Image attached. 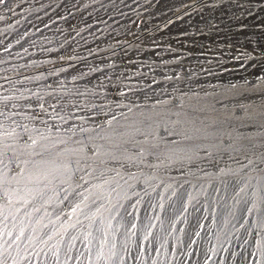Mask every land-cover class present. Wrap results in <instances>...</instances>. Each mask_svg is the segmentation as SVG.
Wrapping results in <instances>:
<instances>
[{
  "label": "rangeland",
  "instance_id": "rangeland-1",
  "mask_svg": "<svg viewBox=\"0 0 264 264\" xmlns=\"http://www.w3.org/2000/svg\"><path fill=\"white\" fill-rule=\"evenodd\" d=\"M150 1V11L143 15L142 25L133 24L131 28V24L123 22L117 27L119 37L110 30L96 48L88 49L89 56L100 57L97 63L111 61L114 84L129 90L119 101L131 105L121 109L118 120L100 131L105 132L104 136L100 134L101 161L87 166L91 154L82 149L87 169L70 171V176L81 173L80 180L90 184L78 189L79 185H74L75 194H70L71 201L77 204L75 218L79 213L80 222L65 223L59 233L73 235L62 239L64 245L57 241L59 252L55 253L25 252V247L19 253L0 252V264H207L214 253L218 263L222 260V251L215 252V247L211 250L207 246L204 218L197 216L205 208L197 210L192 203L201 204L200 199L209 194L220 196L223 185H241L243 176L253 179V171L264 161V154L259 152L264 132L254 128L264 124L260 118L264 113V75L258 74L252 80L249 73L241 72L247 65L253 68L252 63L264 50V31L255 35L251 29L255 24L264 28V0ZM135 18L136 15L121 14L118 22ZM260 61L264 64V58ZM86 84L94 85L93 76L86 78ZM213 99L223 101L227 110L221 104L215 105L218 112L208 109ZM237 105L248 107L252 118L246 119L239 131L251 140L235 139L234 132L229 136L227 124H213L237 113L243 116ZM125 109H130L129 113ZM149 126L159 128L160 134L145 141L141 133L150 131ZM165 128L173 134L164 132ZM177 131L182 134L176 135ZM149 144L157 147L144 151ZM242 163L249 169H243ZM193 236H199L201 251L191 247ZM24 238L28 237L23 235L20 240ZM10 240L0 236V250ZM20 240H14V246L20 245ZM68 240L70 244H66ZM191 253L192 257L187 256Z\"/></svg>",
  "mask_w": 264,
  "mask_h": 264
},
{
  "label": "built area",
  "instance_id": "built-area-1",
  "mask_svg": "<svg viewBox=\"0 0 264 264\" xmlns=\"http://www.w3.org/2000/svg\"><path fill=\"white\" fill-rule=\"evenodd\" d=\"M150 7V0H5L0 4V119L4 120L0 122V224L11 239L1 253H19L22 247L25 252L55 253L57 241L72 236L59 232L65 223L80 222L79 213L75 218L76 202L70 200L43 222V216L33 220V214L20 212L19 205L39 184L53 188L48 199L53 204L59 194L55 188L63 185V191L73 183L68 181L70 169H87L82 149L91 154L89 166L99 162L101 145L95 143L99 129L89 130L106 124L101 120L104 110L130 106L119 101L129 90L114 84L111 61L97 63L100 57L89 56L88 49L110 30L119 37L117 27L123 22L131 28L142 25ZM121 14L136 15L135 21L118 22ZM261 55L252 69L242 68L252 80L264 75ZM91 76L94 85L86 84ZM92 109L98 111L87 112ZM47 165L52 166L51 180L37 181L32 175ZM82 177L73 175L72 181ZM70 189L76 191L74 186ZM6 220H15L14 231ZM23 235L28 238L20 240ZM14 240L22 242L14 246Z\"/></svg>",
  "mask_w": 264,
  "mask_h": 264
},
{
  "label": "bare ground",
  "instance_id": "bare-ground-1",
  "mask_svg": "<svg viewBox=\"0 0 264 264\" xmlns=\"http://www.w3.org/2000/svg\"><path fill=\"white\" fill-rule=\"evenodd\" d=\"M197 1V0H196ZM263 2V1H262ZM262 2H259L260 4ZM212 3V2H211ZM242 3V2H241ZM216 4V3H214ZM229 4V3H228ZM248 4V3H247ZM257 5V4H256ZM244 6V5H243ZM264 6V5H263ZM199 8V7H198ZM237 8V7H236ZM252 8V7H251ZM253 8L255 9L256 7L253 6ZM264 7H262L263 10ZM257 9V8H256ZM240 11V10H239ZM244 12V11H243ZM252 12V10H251ZM261 13V12H260ZM239 14V13H238ZM181 15V14H180ZM225 16V15H224ZM176 17V16H175ZM246 17V16H245ZM256 17V16H255ZM254 16H250V19H253ZM231 19V18H230ZM257 19V18H256ZM260 19V18H259ZM250 21V20H247ZM246 22V21H245ZM231 23V22H230ZM236 23V22H235ZM251 23V22H249ZM257 23H261V22H257ZM241 24V22H240ZM243 24V22H242ZM239 25V24H238ZM256 25V24H255ZM252 26L251 29L254 30L255 35H262L264 28H262V26ZM259 25V24H258ZM149 26V24H148ZM234 26V25H233ZM242 26V25H240ZM247 26V24H246ZM238 27V26H237ZM236 27V28H237ZM149 28V27H148ZM250 29V28H249ZM228 30V29H227ZM242 30V29H241ZM151 31V30H150ZM154 31V29H153ZM202 35V34H201ZM236 35V34H235ZM141 37V36H140ZM144 37V36H143ZM151 37V36H150ZM226 37V36H224ZM231 37V36H230ZM135 38V37H134ZM145 38V37H144ZM199 38V37H198ZM201 38V37H200ZM227 38V37H226ZM138 43V42H137ZM217 43V42H216ZM228 43V42H227ZM136 44V41H135ZM143 45V44H142ZM141 45V46H142ZM211 46V45H210ZM215 46V45H214ZM123 47V46H121ZM125 47V46H124ZM122 49V48H120ZM137 50V49H136ZM213 50V49H212ZM215 50V49H214ZM228 50V49H227ZM128 51V50H127ZM230 51V50H229ZM228 51V52H229ZM227 52V51H226ZM225 52V53H226ZM231 52V51H230ZM229 52V53H230ZM118 53V52H117ZM123 53V52H121ZM139 53V52H138ZM142 53V52H141ZM211 53V52H210ZM262 55L260 56L261 58H264V50L263 52H261ZM112 54V53H111ZM124 54V53H123ZM136 54V53H135ZM134 54V55H135ZM245 57V56H243ZM242 57V58H243ZM134 60V57H132ZM141 58V57H140ZM260 58V60H261ZM136 59V58H135ZM125 60V59H124ZM127 60V59H126ZM131 60V59H129ZM143 60V59H140ZM149 61V60H148ZM245 61V59L243 60ZM136 62V61H135ZM142 62V61H141ZM147 62V61H146ZM134 63V62H133ZM254 63V62H253ZM252 63V64H253ZM128 64V63H127ZM135 64V63H134ZM142 66L144 65L143 62L141 64ZM243 66V65H242ZM264 67V64H260L259 67L261 68ZM129 67V66H128ZM138 67V66H137ZM146 67V66H145ZM214 67V66H213ZM250 67V65H249ZM127 68V67H126ZM123 69V68H122ZM128 70V69H127ZM126 70V71H127ZM131 70V69H130ZM122 71V70H121ZM120 72V71H119ZM124 72V70H123ZM128 72V71H127ZM135 72V71H134ZM264 72V69H263ZM215 73V72H214ZM213 73V74H214ZM116 75V74H115ZM120 75V74H119ZM144 75V73H143ZM121 76V75H120ZM260 76V74H259ZM122 77V76H121ZM127 77V75L125 76ZM257 77V76H256ZM262 77V76H261ZM120 80V79H118ZM133 80V79H132ZM247 80V78H246ZM123 81H127L125 79H123ZM122 81V82H123ZM134 81V80H133ZM140 81V80H139ZM250 81V80H249ZM257 81V80H256ZM255 81V82H256ZM120 82V81H119ZM121 82V83H122ZM247 82V81H245ZM127 83V82H126ZM253 83V82H252ZM124 84V83H123ZM134 84V83H133ZM132 84V85H133ZM254 84V83H253ZM120 86V84H119ZM122 86V84H121ZM125 86V85H124ZM131 86V85H130ZM127 87V86H126ZM138 88V87H137ZM132 93V92H131ZM147 94V93H146ZM149 96V95H148ZM137 97V96H135ZM141 97V96H140ZM5 99V98H3ZM129 99V98H128ZM141 99V98H139ZM146 99V98H145ZM141 101V100H139ZM146 101V100H145ZM126 102V100L124 101ZM150 102V101H149ZM123 103V102H121ZM130 103V102H129ZM140 103V102H138ZM144 103V101H143ZM134 104V103H133ZM131 105V104H130ZM256 105V104H255ZM133 106V105H132ZM131 106V107H132ZM262 106V105H260ZM129 106H126L124 108H128ZM255 107V106H254ZM121 109L123 108H119V109H114L112 110V112L109 111H103L106 113V116L103 117L101 120L106 123L104 126H102L101 128H96V129H90L89 132L94 131V130H98V136L96 137V146H100L102 144V138L100 136V134L104 133L100 132L102 131L105 127L110 126V122L113 121H117L118 117H120L122 115V113H120ZM98 111L97 109H92L90 111H87L88 113H91L93 111ZM130 109H125L124 112L129 113ZM259 111V110H258ZM262 111V110H261ZM114 115V117L112 116ZM257 115V114H256ZM9 116V115H8ZM108 117H110L108 119ZM14 118V117H13ZM12 118V119H13ZM260 119V118H257ZM14 120V119H13ZM256 120V119H255ZM254 120V121H255ZM4 121L3 119H0V122ZM250 123V122H249ZM260 122L256 123L259 124ZM17 124V123H16ZM263 124V122H262ZM255 130L259 133L264 132V129H262L259 125L254 126ZM119 127L117 126L115 128L116 132L119 131L118 130ZM249 130V129H248ZM260 130V131H259ZM96 133V134H97ZM250 133V132H249ZM264 134V133H263ZM262 134V136H263ZM59 135V134H58ZM253 136V135H252ZM251 137V136H250ZM252 138V137H251ZM250 138V140H251ZM254 138V137H253ZM104 139V138H103ZM163 140V139H162ZM253 140V139H252ZM257 140V139H256ZM264 142V140H262ZM257 144V143H256ZM240 146V145H239ZM255 146V145H254ZM257 146V145H256ZM241 148V147H240ZM257 148V147H256ZM259 148L261 149V151L259 150L260 153H262V155L264 154V144H261L259 146ZM245 150V149H244ZM254 151V150H253ZM245 152V151H244ZM255 152V151H254ZM249 154H251L250 152H247ZM253 155V154H252ZM259 155V154H258ZM255 156V155H254ZM260 156V155H259ZM100 157V156H99ZM249 157V156H248ZM248 157L246 159H248ZM257 157V156H256ZM90 158V157H88ZM245 158V157H244ZM262 158V157H260ZM237 159V158H236ZM245 159V160H246ZM264 159V158H263ZM244 160V159H243ZM262 160V159H260ZM101 161V160H98ZM247 161V160H246ZM248 162V161H247ZM257 163V161H256ZM234 164V163H233ZM240 164V163H239ZM235 165H237L235 163ZM245 165L247 164H243L242 163V168H248L249 167H245ZM89 166V164L87 165ZM51 168L52 166H46L44 169L37 171L35 174L36 175H32L34 177H36L37 181H41V180H47L50 181L51 180ZM253 168V167H252ZM242 169V170H243ZM247 169V170H248ZM255 170V168H253ZM71 170V169H70ZM247 170H243L244 172ZM69 171V170H68ZM50 172V173H48ZM67 172V171H66ZM65 172V173H66ZM242 172V173H244ZM254 173H256L254 175L253 179H247L246 177H242L241 178V185H223L222 190L220 191L221 195L218 197L217 196H209L206 199H200L201 204H199V201H196V203H192L195 204L193 206H195V208H197V210L202 208H205V211L202 212L203 214L200 215V213L197 214L199 219L204 218V227H206L205 230H207L208 232V239H207V246L209 245V247L214 248L215 252L218 251H222L223 255H222V260L218 263L219 258L216 259V254L214 253V255L212 254V258L208 261L207 264H264V161L261 162L258 165V168L256 169V172L253 171ZM64 173V172H63ZM249 174V173H248ZM246 174V175H248ZM245 175V174H244ZM253 176V175H251ZM75 177V176H74ZM249 177V176H248ZM85 179V178H83ZM73 180V175L70 176V171L68 173V181L73 182L70 183V185L62 191L63 185H60L59 189L55 188V192H58L59 194H57L55 196V200L53 204H49L48 199L50 198L49 195L53 192V188L48 190L46 189L47 185H35L34 189L32 192L28 193V195H26V197L22 200V202L25 203H21L19 205L20 208V212H22L24 210V212H28L29 216H32L33 214V220H36L37 217L43 216V220H47L52 214H54L56 212V214H58L59 212H61V210L63 209V206L68 204L71 200L72 195L70 194H75V192L71 191V187H73L74 185H79L78 187H80V185H90L89 183L85 182V180ZM96 182V181H95ZM263 182V184H262ZM73 184V185H72ZM146 186V185H145ZM204 186V185H203ZM202 186V188H203ZM207 186V185H206ZM84 187V186H83ZM195 187V186H194ZM192 187V188H194ZM210 187V186H209ZM88 188V187H87ZM145 188V187H144ZM205 188V187H204ZM218 187H215V189ZM86 190V188H84ZM83 189V190H84ZM146 189V188H145ZM220 189V188H219ZM201 190V189H199ZM203 190V189H202ZM214 190V189H213ZM218 191V190H217ZM54 192V193H55ZM70 192V193H69ZM196 192V191H195ZM204 192V191H203ZM35 193V194H33ZM38 193V194H36ZM200 194H202V192H199ZM207 193V192H206ZM212 193V192H211ZM214 193V192H213ZM23 194V192H22ZM218 194V193H217ZM194 195H196V193H194ZM206 195V194H205ZM146 196V195H145ZM198 196V195H197ZM200 196V195H199ZM198 196V197H199ZM30 197V198H29ZM195 197V196H194ZM192 198V197H191ZM197 198V197H196ZM202 198V197H201ZM199 199V198H197ZM193 201V200H192ZM27 202V203H26ZM191 204V203H190ZM24 206V207H23ZM71 206V204H70ZM69 206V207H70ZM119 206V205H118ZM118 208V207H117ZM147 209V208H146ZM193 209V208H192ZM201 209V210H202ZM189 210V209H188ZM196 210V209H195ZM190 211V210H189ZM194 212V211H193ZM126 216V215H125ZM200 216V217H199ZM194 217V216H193ZM126 218V217H125ZM185 218V217H184ZM96 219V218H95ZM182 219V218H181ZM190 219V218H189ZM91 220V219H90ZM187 220V219H186ZM198 220V219H197ZM127 221V220H126ZM182 221V220H181ZM185 221V220H184ZM6 222L9 225V229H12V224L15 222V220H6ZM121 222V221H120ZM198 223V222H197ZM202 223V222H201ZM23 224V223H22ZM131 224V223H130ZM184 224V223H183ZM182 224V225H183ZM190 224V223H189ZM63 226V225H62ZM129 226V225H128ZM90 228V227H89ZM185 228V226H184ZM2 224H0V236H5V237H9L8 234H6L5 232H3L2 230ZM198 229V227H197ZM183 230V229H182ZM196 230V228L194 229ZM202 230V228H201ZM14 231V230H13ZM200 231V230H199ZM79 232V231H78ZM123 232V231H122ZM184 232V231H183ZM182 232V233H183ZM190 233V232H189ZM15 234V233H14ZM181 234V233H180ZM192 234V232H191ZM195 234V233H194ZM198 234V233H197ZM73 235V234H72ZM182 235V234H181ZM183 236V235H182ZM187 236V235H186ZM197 236V235H196ZM200 236V235H199ZM199 236L197 238H195V240L190 243L191 247L193 249H198L199 251H201V245L199 244ZM203 236V235H202ZM77 237V236H76ZM4 238V237H3ZM72 238V237H71ZM70 238V239H71ZM180 238V237H179ZM191 238V237H190ZM189 238V239H190ZM8 239V238H7ZM25 239V238H24ZM66 239V238H64ZM188 239V238H187ZM4 240V239H3ZM23 240V239H22ZM86 240V239H85ZM185 240V239H184ZM64 241V240H63ZM74 241V240H73ZM114 241V240H113ZM181 241V240H180ZM192 241V239H191ZM206 241V239H205ZM3 243H5L4 241H2ZM11 242V240H10ZM19 242V240H18ZM22 242V241H21ZM95 242V241H94ZM168 242V241H167ZM177 242V241H176ZM2 243V244H3ZM60 243L62 245H64L61 241ZM8 244V243H7ZM15 244V242H14ZM17 244V243H16ZM67 244V243H66ZM73 244V242H72ZM81 244V243H80ZM187 244V243H186ZM1 245V244H0ZM58 245V244H57ZM7 246V245H5ZM188 246V245H187ZM205 246V244H204ZM4 247V246H3ZM64 247V246H63ZM67 247V245H66ZM174 247V246H173ZM189 248V247H188ZM4 249V248H3ZM24 249V248H23ZM182 249V248H180ZM209 249V248H208ZM22 250V249H21ZM61 250V249H60ZM65 250V249H64ZM204 250H207L204 248ZM62 251V250H61ZM180 251V250H179ZM182 251V250H181ZM191 251V250H188ZM210 251V249H209ZM208 251V252H209ZM63 252V251H62ZM185 252V250H184ZM194 252V251H193ZM207 252V253H208ZM213 252V251H212ZM7 253V252H6ZM10 253V252H9ZM16 253V252H13ZM183 253V252H181ZM180 253V254H181ZM184 254V253H183ZM220 254V253H219ZM218 254V255H219ZM201 255V254H200ZM187 256L192 257L193 254L191 253L190 255L187 254ZM186 256V257H187ZM208 256L205 255L204 258ZM182 257V256H181ZM197 257V256H196ZM174 258V257H173ZM207 258V257H206ZM210 258V257H209ZM165 259V258H164ZM184 259V257H183ZM188 259V258H187ZM202 259V258H201ZM181 260V259H180ZM190 260V259H189ZM183 262V260H182ZM188 262V260H187ZM184 263V262H183ZM189 263V262H188ZM193 264V263H192ZM196 264V263H195ZM199 264V263H198ZM206 264V263H205Z\"/></svg>",
  "mask_w": 264,
  "mask_h": 264
},
{
  "label": "snow or ice",
  "instance_id": "snow-or-ice-1",
  "mask_svg": "<svg viewBox=\"0 0 264 264\" xmlns=\"http://www.w3.org/2000/svg\"><path fill=\"white\" fill-rule=\"evenodd\" d=\"M4 3H5V0H0V4H4ZM217 104H221L227 110L226 105H224L223 101H221L220 99H213L211 102L208 103L207 108L210 109L212 112H218V109L215 107V105H217ZM236 107L244 113L243 116H241L237 113V114H234L231 117H229L227 120L217 119L213 122V124L216 125L217 127H222L225 124H227V126L231 129V132H229V136H231L232 132H234L235 133V139H238V140L250 139L248 136H246L245 134H243L239 131V128L245 126V123H244L245 120L252 118L250 113H249L248 107L245 105H237ZM203 110H204L203 108L200 109V111H203ZM233 112L235 113V109L233 110ZM260 118L262 120H264V113L260 114ZM231 121H239V123L234 124V123H231ZM149 127L151 128V126H149ZM260 127L264 128V124H262ZM163 131L167 132L170 135L173 134L172 132H169V129H167V128H165ZM197 131H199V129H197ZM141 134L145 136V141H147L149 136H151L153 139H155L156 136L160 134V130H159V128H151V130L148 131L147 133H141ZM175 134L180 135V134H182V132L177 131V132H175ZM33 143H35V142H33ZM156 147H157L156 144H149V147L145 148L143 150L148 151L149 149H154ZM114 159H115V157H114Z\"/></svg>",
  "mask_w": 264,
  "mask_h": 264
}]
</instances>
